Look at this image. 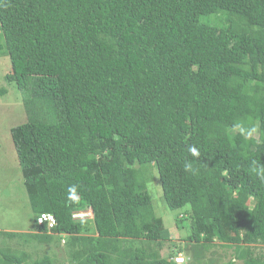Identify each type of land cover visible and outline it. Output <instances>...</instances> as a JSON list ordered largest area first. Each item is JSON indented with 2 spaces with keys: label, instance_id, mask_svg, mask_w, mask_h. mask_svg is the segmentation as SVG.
I'll list each match as a JSON object with an SVG mask.
<instances>
[{
  "label": "trees",
  "instance_id": "16d2710c",
  "mask_svg": "<svg viewBox=\"0 0 264 264\" xmlns=\"http://www.w3.org/2000/svg\"><path fill=\"white\" fill-rule=\"evenodd\" d=\"M7 57L31 235L53 247L34 260L0 242V264H264V0H0ZM153 168L191 229L180 241L156 214Z\"/></svg>",
  "mask_w": 264,
  "mask_h": 264
},
{
  "label": "rangeland",
  "instance_id": "374dc122",
  "mask_svg": "<svg viewBox=\"0 0 264 264\" xmlns=\"http://www.w3.org/2000/svg\"><path fill=\"white\" fill-rule=\"evenodd\" d=\"M10 72V59L8 57L0 58V88L7 89V94L0 98V232L13 231L18 234V237L25 238L27 242L24 243L23 240L24 244L21 242L18 246L19 239L5 240V237H0V242L7 246L13 245L18 250L27 251L33 256L34 260H38L43 257L44 252L51 250L53 246L41 243L40 240H34L31 235L36 231L37 226L34 222V212L30 205L11 135V130L26 123L28 116L25 112L22 92L17 89L13 82L6 79ZM150 174L152 178L148 189L153 199L156 214L163 218L166 230L171 233L175 241H180L179 237H188L191 234L190 227L185 224H183L185 225L184 228L178 227L177 216L179 212L171 210L164 200L158 171L153 168ZM92 216L93 214L89 212V217ZM259 247L264 248L263 246ZM39 248L43 252L39 251ZM166 250L168 251L167 248ZM216 250L221 254L229 252V250L221 247ZM179 257L182 258V256ZM210 257H213V255H206V257L195 260L194 263L187 262V264H223L220 261L211 262ZM176 263L182 264V262L177 261Z\"/></svg>",
  "mask_w": 264,
  "mask_h": 264
},
{
  "label": "clouds",
  "instance_id": "9594fccd",
  "mask_svg": "<svg viewBox=\"0 0 264 264\" xmlns=\"http://www.w3.org/2000/svg\"><path fill=\"white\" fill-rule=\"evenodd\" d=\"M237 127H240L239 125H237ZM241 131L243 132V131H245L243 128H241ZM252 131H254V129L252 130ZM189 151L191 152V154L193 155V156H199L200 155V153H199V151H198V149L196 148V147H191L190 149H189ZM191 163L190 162H188V163H186L185 164V169L186 170H191ZM256 174H257V176L259 177V179L262 181V182H264V166H260L259 168H258V170H257V172H256ZM75 194H76V186L75 185H73L70 189H69V195H70V198H74L75 197ZM80 212H83V213H86L87 215L85 216V217H78V218H74V214H78V213H80ZM89 212H91L92 213V211L91 210H89V211H78V212H74L73 213V219L74 220H87V219H90V218H92V217H89ZM93 214V213H92ZM89 217V218H88ZM56 218V217H55ZM56 221H57V219H56ZM57 224H58V222H57ZM57 226V225H56ZM40 227V226H39ZM56 227H54V228H52V229H48L49 231V234H53V229H55ZM63 237V239H62V243L63 244H65L66 243V240H67V237H66V235H63L62 236Z\"/></svg>",
  "mask_w": 264,
  "mask_h": 264
},
{
  "label": "built area",
  "instance_id": "2783aa9c",
  "mask_svg": "<svg viewBox=\"0 0 264 264\" xmlns=\"http://www.w3.org/2000/svg\"><path fill=\"white\" fill-rule=\"evenodd\" d=\"M87 214L86 213H83V212H80L78 214H74V218H78V217H85ZM37 225L38 226H45L47 227L48 229H52L54 227H56L57 225V221H56V218L53 214L51 213H42L38 219H37ZM175 260L177 262H184V258L182 257H177L175 258Z\"/></svg>",
  "mask_w": 264,
  "mask_h": 264
},
{
  "label": "crops",
  "instance_id": "0c3cea01",
  "mask_svg": "<svg viewBox=\"0 0 264 264\" xmlns=\"http://www.w3.org/2000/svg\"><path fill=\"white\" fill-rule=\"evenodd\" d=\"M35 232H38V231H37V229H36V231H35Z\"/></svg>",
  "mask_w": 264,
  "mask_h": 264
}]
</instances>
